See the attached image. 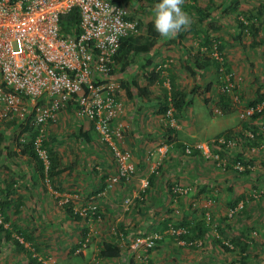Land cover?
I'll list each match as a JSON object with an SVG mask.
<instances>
[{
  "label": "rangeland",
  "instance_id": "obj_1",
  "mask_svg": "<svg viewBox=\"0 0 264 264\" xmlns=\"http://www.w3.org/2000/svg\"><path fill=\"white\" fill-rule=\"evenodd\" d=\"M201 2L202 7H206L204 4L207 2ZM188 4L189 2L185 0L183 8L193 20L192 24H197L199 22L197 18L200 17L199 12L195 8L190 9L187 6ZM212 5L216 4L212 3ZM125 7L129 16L137 21L136 30L131 33L139 36L142 42H146L150 34L149 23L154 22L152 11L154 7L147 0H126ZM200 27H203V25L201 24ZM200 32V34L196 35L199 37L198 43H202L200 39L204 36L202 29ZM211 36L213 39H217L221 38L222 35L212 31ZM185 39L189 41V44L197 42L192 32L187 34ZM172 42L170 44L178 43L177 39L172 40ZM157 44H159V39L156 46ZM193 46L196 47L197 43ZM248 46L249 44H245V46L244 44H229V49L224 48L222 50L224 61L226 62L225 66L226 68L228 67L227 71L232 73L237 81V89L234 94L240 95L238 102L235 103L233 100L232 103L231 100L232 107L228 113H225L219 105L220 95L224 92L218 81L220 66L217 68L216 63L219 64V62L214 58L212 44L211 50L206 49V52L216 62L215 65L209 66L204 71L199 70L196 74H192L188 70V66L185 68L178 66L177 53L165 59L164 57H159V54H155L157 53L156 51L154 53L151 51L143 52L136 56L132 55L131 64L128 65L127 69L134 68L136 62L141 60V58H144L145 64L150 60L149 64L152 65L150 67H158L164 62H170L166 66V69H168L161 71L163 82L155 85L148 102L144 105L147 111L155 109L152 114L157 112L151 128L161 129L162 122L167 121L165 117V121L162 120L160 122L159 114L163 116L164 114L159 113V100L161 101L168 91L171 92L172 88L168 87V84L173 81L171 72H169L170 68L174 72V79L178 88L192 93L198 87L199 92L202 91L203 96L209 99V103L206 104L203 97L195 93L193 95L191 114L187 113L186 116H181L183 121L188 122V126L194 123L193 115L198 119L196 123H198L200 129L201 126L204 127L207 124L208 127L200 131L199 137L205 139L202 141H211L212 139L205 138L206 135L212 136L214 132H220L225 129V126L222 125V120H227V123L232 125L233 128L245 126L246 123L249 124L252 118L241 119L240 111L238 110L249 106L248 101L255 98L259 90L264 87V84H262L264 82V44L260 48H248ZM193 51L195 52L194 49ZM124 66L121 65L118 70L124 72L122 69V67L125 69ZM137 71L141 75L140 68ZM114 74L112 79L117 89L118 99L121 101V98H125V104L123 103L124 113L126 105L130 106L133 104L132 108L134 109L136 105L137 107L143 106L145 98L140 102L136 95H133V92H138L137 89H134L132 93L131 91L128 92V97L124 93L120 95L121 90H125L124 86L127 80L115 79ZM140 79H136L137 84H139L138 81ZM208 83L211 84L210 90L206 88ZM258 84L261 87L258 88ZM32 118L30 111H27L25 119L13 116L0 122V199L4 197L2 191L4 183L15 181L16 195L14 201L18 205L17 207L20 206V212L11 218L12 225L18 224L22 228L32 231L39 242L40 249L35 250L32 245L25 242L24 246L27 251L25 249L18 250L12 239L9 241L3 238L0 245V264H38L37 261L35 262L34 259L30 258L28 250L34 251V256L38 259V262L43 264H91L95 262L94 258L97 256L96 252L97 249L99 250V243H102L105 238H121V240L123 238L124 250L127 251V255H132L131 257L127 256L124 264L125 262L126 264L127 262H129L128 264H263V261L259 262L260 253H258L261 249L264 251L263 245H260L259 241H256L253 237L246 236L250 243H248L249 247L246 250L248 252V255H245L247 258L244 259L241 258V247L233 249L234 245L231 243L233 239H229V237L224 240L230 244L231 249L227 251L220 245L206 242V240H202L203 243L200 245L188 244L184 240L179 239L178 234L172 233V227L183 229L182 223L185 220H198L199 216L203 219L199 212L198 214L197 212H192V214L188 212L193 210L190 205L192 191L179 198H176L172 191L174 184L188 186L187 181H184V179L172 178L174 182L169 186L171 191L169 199L173 197L175 202L169 201L168 203H161V205H159L158 200L159 194L153 195L149 193L150 197L147 196L145 204L142 207H138V205L133 206V201L140 193L135 196L129 191L126 197L129 196L131 202L127 205L126 199L128 198L123 196L120 198L119 194L116 193V189L108 191L102 188L97 190V186H105L106 179L110 175L109 169H113L115 161L108 146L100 142L98 133L91 128L89 123L81 122L85 121V119L79 117L74 108L69 110L68 107H65L61 110L58 118L47 127L46 136L44 137H50L48 140L54 138L53 149L60 159L59 167L62 171L49 180L46 175L41 176L36 160L24 153L25 144L31 139V134L22 132V129L24 128V123H30ZM142 119L146 121V117L142 118L140 116L139 120ZM212 121H215V123L212 127H209ZM32 124L35 128V124ZM166 126L169 130L175 128ZM175 129L179 130L178 128ZM123 130L124 134L128 133L125 126ZM156 130L159 131V129ZM173 134L175 135L174 131L171 136ZM87 137L89 138L87 139ZM153 142L155 144L153 146L154 149H158L162 144L159 138ZM154 149L146 152L148 157L151 156V159L158 154V151ZM226 150L225 156L230 158L234 154V148H227ZM153 151L155 152L154 156L151 154ZM180 159L183 160L180 165L185 166L182 169L185 178L187 176L186 166L188 159L185 151L181 154ZM108 161L110 164H108ZM217 168L219 167L217 166ZM160 174L161 171L158 176ZM142 177H144L145 182L150 181L148 176ZM141 184L140 187L142 189L143 186ZM118 186L116 188L121 190L120 186ZM116 196L117 199H115ZM178 201L181 203L179 204ZM92 205H96L97 210L100 212L96 215L89 214L86 217L81 215L82 218L75 217V213L79 214V210ZM70 207L73 208V213L75 212L72 217L69 216L68 212ZM194 213L196 214L191 218ZM236 215L233 217L228 216L227 218L233 219ZM12 225L9 226L10 229ZM126 227L128 228L126 229ZM248 234L250 235L251 232ZM254 234L256 233L254 232ZM12 236L24 242V239L19 237L17 232L13 231ZM155 236H160V238L157 239L156 245L150 251H144V255L139 256L142 251L132 250L131 245L134 242H144ZM86 238H90L88 246L84 249H79L81 242ZM209 247H212L214 252H218L210 259L208 258L209 255H204V252L209 250Z\"/></svg>",
  "mask_w": 264,
  "mask_h": 264
},
{
  "label": "built area",
  "instance_id": "obj_2",
  "mask_svg": "<svg viewBox=\"0 0 264 264\" xmlns=\"http://www.w3.org/2000/svg\"><path fill=\"white\" fill-rule=\"evenodd\" d=\"M73 8L80 14L78 29L70 36H63L61 17ZM136 27L137 21L129 16L125 4L114 0H0V122L13 116L25 119L30 111L31 123L38 130L34 144L46 170L50 160L42 143L47 127L61 110L71 107L79 117L94 125L100 139L114 155L116 172L107 179L106 190L129 182L136 174L133 154L123 147L124 126L118 121L124 113L123 103L118 99L112 79L121 41ZM219 48L220 42L215 41L213 55L220 64L222 90L231 94L236 103L239 100V94H234L237 81L228 73ZM262 106L243 109L241 117L252 116L257 110L261 111ZM174 113L175 109L169 108L166 118L170 126L178 128ZM247 134L251 139L255 137L253 131ZM223 145L234 147L237 142L225 137L214 138L187 145L185 153L189 155L195 148L200 149L224 170L231 166L240 172L252 168L249 163H233L223 157L217 151ZM158 151L165 152L161 147ZM153 163L152 171L159 174L161 162ZM148 185L146 181L144 188ZM172 191L179 198L189 194L192 187L174 184ZM126 201L129 205L131 199ZM241 208V205L230 208L229 215L233 217ZM96 210V205H92L81 209L80 213L94 215ZM171 229L173 234L183 231ZM158 238L160 236L136 241L131 245L132 250L142 251L139 255L142 256L156 245ZM89 239L81 242L80 249L88 246ZM202 243L201 240L192 244Z\"/></svg>",
  "mask_w": 264,
  "mask_h": 264
},
{
  "label": "crops",
  "instance_id": "obj_3",
  "mask_svg": "<svg viewBox=\"0 0 264 264\" xmlns=\"http://www.w3.org/2000/svg\"><path fill=\"white\" fill-rule=\"evenodd\" d=\"M187 1L189 2L187 6L190 7V9L194 8V6H200V8H203L205 12H210V15L204 18V21L202 22H200L199 19V22L197 24L191 23L186 28V30L179 32L174 38L165 39L160 36L159 44L154 47V51L152 50V53L156 51L157 53L155 54H159V57H164V59L167 57H171L172 55L177 53L178 66L181 68H185L186 66H189L191 65V63H193L190 57L194 53L200 51L203 52L205 56L207 55L206 49H208L210 45L209 39H213L211 36L212 31L218 32L220 35H222L221 38L218 39L221 40L222 44H224L225 48L227 49H229V44H244V46L245 44H249L248 48H260L261 46L263 47L264 0ZM201 1L207 2L204 4L206 5V7H202ZM212 3H215L216 5H212ZM232 3L233 6L231 7L230 5H232ZM251 23L254 24L253 26H255V31H253V33L250 32L249 28ZM201 24L203 25V27H200ZM210 24H213V27H211V29H209ZM201 29L204 32V36L200 39L202 40V43H198L199 37L196 35L201 33ZM190 32H192V35L195 36L197 42L189 44V41L185 39L186 35ZM176 39L178 42L177 44H170L173 43L172 40ZM195 43H197L196 47L193 46ZM193 49L195 50V52L193 51ZM132 55L136 56L137 53H130L127 57H120L115 63V79H119L121 81H123L124 79L127 80L126 85H123L125 90H121L120 94L122 95L124 93L126 97H128L129 90L131 91V93L132 91H134V89L138 90L137 87L138 85L142 84L143 79H140L138 81V85H135V83L133 84V82H135L138 78H142V75L146 70V64L143 61L144 58H141V60L136 62L134 68L127 69L128 65L131 64L133 57ZM136 59L137 57L135 58V61ZM119 65H126L125 69L122 67L124 72L118 70V67H120ZM138 68H140L141 70V75L138 74ZM169 72H171V76L173 77L174 72L173 70H171V68L169 69ZM262 84H264V82H262ZM154 87L155 85L152 86L151 90H153ZM168 87L171 88L170 83L168 84ZM259 87H261L260 84H258V88ZM187 94H190L191 96L192 93L188 92ZM133 95H136L137 99L140 102L141 100H144L139 96L138 92H133ZM124 100V97L121 98V102L123 101L122 103H124ZM144 102L145 103L143 104V106L137 107L136 105V108L134 109L132 108L133 104H131L130 100L131 105H126L125 113H123V116L118 119V121L123 126H125L126 131H128V133L125 134L123 147L124 149L132 152L133 160L136 164V174L134 175V177L127 183L118 184L121 190L115 188L116 193L119 194V197H126L129 191L136 196V194L142 192L144 188L145 179L142 176H148V178L150 179V176L155 175L157 177L154 179V184H152L148 188V192L153 195L159 194V205L165 202L168 203L169 201L175 202V200H173V197L169 199L171 193L169 186L174 182L172 178L175 177V179H184V181H187L188 186L192 187L190 205L193 210H189L188 212H190L191 214L192 212H197V214L199 212V214L203 218L201 219V217L199 216L200 218L198 217V220L195 219L193 221V219H189V221H193V224L198 221L203 222L206 231L203 240L216 245V238H220L222 241H224L227 237H229V239H233L231 241L234 245L233 249H236L242 247V244L246 242L250 243V241L246 237L248 236L250 238L253 237L256 241H259V244H262L264 248V142L262 140L253 141L245 136L248 135L247 133L250 131L248 129V125L233 128L232 125L227 123V120H222V125L225 126V129L221 130L220 132H214L212 136L206 135L205 138L213 139L218 135H223L225 133L240 135L239 141L237 140V146L232 147L234 148V155L242 157L252 165V168H249L248 170H245L243 172H239L232 168H229L228 170L217 168L214 160L209 158L207 159L196 150L192 154L187 155V176L184 178V172L182 171V169H184L185 166L180 165V163L183 161L180 159L181 154L184 152L183 146L184 144L186 145V143L194 145L198 142H204L202 140L205 139H202L199 136L201 129H205L208 127L207 124L204 125V127L201 126L200 129L198 123H196L198 119L195 118L194 115V123L190 126L187 125V121H183V119L180 118V120L178 121V125L180 124L178 127L179 130L175 131V135L173 134L171 138V132L166 126L168 125L170 127L169 120L167 118V121H165V117L163 118L162 114H159L160 122H162V120L165 122H162L161 129L151 128L153 127V122L156 119L155 115L157 112L152 114V111L155 112V109L149 111L146 110V107L144 105H146V102H148V98L145 99ZM202 103L204 104L203 101ZM261 104L263 105V108L264 101ZM191 107L193 106H189V109L186 110L189 115L192 112ZM68 108L70 110L71 107ZM64 113L66 112L64 111ZM141 113L142 115H140ZM140 116H142V118L146 117V121H144L143 119L139 120ZM83 121L81 122L86 124L89 123V125H91V123L87 120H85L84 122ZM214 123L215 121H212L209 127H212ZM255 123H258V121H256ZM261 123H264V118L263 121L259 122L258 124L261 125ZM156 129H159V131H157ZM261 131H263L264 133L263 129ZM158 138L162 143H160L161 146H159V148H163L165 151L164 153L159 152V148H153V146L155 145L153 141H156ZM181 146L183 147V149ZM150 149L158 151L157 156H155V158L152 157V159L153 161L161 162L160 176L152 171L154 163L151 159V156L148 157V155L146 154V152L150 151ZM151 154H153L152 156H154L155 152L153 151ZM108 164H110L109 161ZM112 170L113 172L116 171V162L115 166L113 165V169H109L110 174L113 173ZM140 184L141 186H143L142 189L140 187ZM97 187V190L105 188L104 185ZM126 198H129V196H127ZM115 199H117V196L115 197ZM178 202L179 204L181 203L180 201ZM136 203H138L137 197L134 198L133 206H135ZM234 205H241L242 210L238 215H236L235 218L229 219L227 218L229 216V210ZM195 214L196 213L191 215V218ZM127 228L128 227H126V229ZM253 231L256 234H254ZM250 232L251 234L249 235L248 233ZM112 239L113 238H105L104 240H102L108 241ZM116 240L118 243L120 242L119 244L121 246L122 255L117 258L101 257L99 255L101 243H99V250L97 249V256H95V258L97 257L101 260L100 264H124V260L126 261L127 256H132L127 255V251L124 250L122 244L123 238L122 240L121 238H119V241L118 239ZM215 253L218 252H214L212 247H209V250L204 252V255H209L208 258L210 259L213 255L215 256ZM245 253L248 252L246 251ZM258 253H260L259 262L263 261L264 264V251H262L261 249ZM128 263L129 262H127V264Z\"/></svg>",
  "mask_w": 264,
  "mask_h": 264
},
{
  "label": "trees",
  "instance_id": "obj_4",
  "mask_svg": "<svg viewBox=\"0 0 264 264\" xmlns=\"http://www.w3.org/2000/svg\"><path fill=\"white\" fill-rule=\"evenodd\" d=\"M114 1L119 2V3H123V4L126 3V0H114ZM147 1L152 5V7H155V5L160 2V0H147ZM230 6L232 7L233 5H230ZM194 8L199 12L200 17L198 18V20L200 19V22L204 21V18H206L210 15L209 14L210 12H205L203 10V8H200V6L199 7L194 6ZM79 22H80V14H79V10L77 8H73L68 13H65L64 15H62L61 20H60L61 34L63 36H70L72 31H75L78 29ZM253 25L254 24L251 23L249 26L251 33H253V31H255V26H253ZM211 27H213V24L209 25V29H211ZM149 31H150L149 32L150 33L149 38L146 40V42H142L141 38L139 36H135L131 32L126 37H124L121 41V46H120L119 52L116 56V61L120 57L129 56L130 53L140 54L143 52H151L154 49V47L156 46V43H157L160 35L157 33V31L154 27V22L149 23ZM213 41H219L220 42V48L219 49L224 50L225 46H224V44H222L221 40L218 38L217 39H211V38L209 39L210 45H209L208 49L211 50V44L213 45ZM190 58L192 59L193 63H191V65L188 66V70H190V72L192 74H196L197 71H199V70L204 71L207 68H209V66L215 65V63H216V62H214V60L212 59L211 56H208V55L205 56V54H203V52H200V51L191 55ZM149 61L150 60H148L146 66H145L146 70L144 71L142 78H141V79H143L142 84L138 85L136 81L134 82L135 85L136 84L138 85L137 88H138L139 96L141 98H145V99L149 98L150 95L152 94V90H151L152 86L163 82L161 71H163V69H166V64H167V62H164V64H160V65H158V67H156V66L150 67L152 65L149 64ZM216 65H217V68H219L220 64L216 63ZM124 67H126V65ZM172 78H173V81H172V83H170L171 88H172L171 92L168 91V93H166L165 96H163L161 101H160L159 113H163L164 114L163 117H166V113H167L168 109L171 107H173L175 109L174 116L178 121L180 120L182 114H183V116H186L187 115L186 110H188L189 106L192 105V103H193V97L192 96L195 93L200 94V96L203 97V100L206 104L209 103V99L203 96L204 94L202 93V91L199 92L198 87L193 90V92L190 96V94H187L188 92L178 88V86L175 83L174 75ZM218 81L221 85L223 84V81L220 78V76H219ZM206 88L208 90H210L211 84L208 83V86ZM263 90H264L263 88L261 90H259V92L255 96V98L250 99L248 101L249 106L243 107L242 109L238 110V111H240V114H239L240 117H241V112L243 109H245L247 107H251V106L256 107L264 101V91ZM128 92H130V90ZM169 93H170V97H169ZM239 97H240V95H239ZM220 99L221 100H220L219 105H220L221 109L225 113H228L232 107L231 100L233 103L232 95L225 92V93L220 95ZM263 108L261 111L257 110L255 112V114L248 117V118H252L251 119L252 121L249 124L246 123V125H245V126L248 125V127H249L248 129L255 133V137L253 139H251L253 141H259V140L261 141L262 140L264 142V133H263V131H261L262 129L264 130V123H261V125L258 124L259 122H262L263 118H264V109ZM248 118H242L241 117V119H244V120H246ZM256 121H258V123H255ZM23 127L24 128L22 129L23 130L22 132H28L29 134H31V139L28 140L25 144L24 153L28 154L32 159L36 160L38 171L41 174V176L46 175L48 178L51 177L50 179L56 177V175H58L62 170L59 167L60 166V159L58 158V155H56V153L53 149L54 138L51 140H48V138L50 139V137L45 138V140L42 143V146L47 149L48 154L50 156V166H49L48 170H46L44 160L40 157L39 153L36 150L35 144H34V140L37 137L38 130L36 128H34V126L31 122L30 123H28V122L24 123ZM91 128L96 133H98L93 124L91 125ZM169 131H171V134H172L173 131L175 132L177 130L175 128H171ZM82 136L85 137L84 135H82ZM98 136H99V134H98ZM239 136L240 135L225 133L223 135H218L215 138L217 139L220 137H225L226 139H235L236 142L238 143ZM170 137L172 138L171 135H170ZM88 138L89 137H87V139ZM243 138H245V137H243ZM99 140L102 144L106 145L100 139V136H99ZM187 145H190V144L189 143H186V145L184 144V146H183L184 150L183 151H185V148ZM191 145H193V144H191ZM183 147H182V149H183ZM227 148H228L227 146L223 145L222 149L221 150L218 149L217 151L222 156L226 157L225 152H227V150H226ZM229 148H232V147H229ZM109 150L112 153L111 149H109ZM196 150L200 154H202L204 157H206L200 149L195 148L193 150V152ZM112 155H113V153H112ZM113 158H114V155H113ZM206 158L208 159V157H206ZM226 158H228L230 160V162H233V163H235L236 161H242L244 163H248L242 157L236 156L234 154L230 158L228 156ZM209 159L214 160L213 158H209ZM215 164H216V162H215ZM230 168L234 169L233 167H230ZM248 169H246V170H248ZM234 170H236V169H234ZM150 177H151L150 178V184L152 185V184H154V179L157 176L152 175ZM14 184H15V181H11V182L7 181L6 183H4V185L2 187L4 197L0 199V217H1L0 218V245L2 243L3 238H6L9 241H11V239H12L15 247L18 250H24L25 249V251H27L25 246H24L25 242H28L30 245H32L34 247L33 249L39 250L40 249L39 242H38L36 236L33 235L32 231L26 230V228H22L18 224L12 225L11 218L20 212V206L17 207L18 205L15 204V201H14L15 195H16V190L14 188ZM150 184L147 187L143 188L142 192H140V194L137 196L138 203H136V205H138V207H142V205H144L145 200H146L147 196L149 195V192H148L149 189L148 188L151 186ZM181 197H183V196H181ZM68 212H69L70 217L74 216L75 212L73 213L72 207L69 208ZM99 212L100 211L97 210V213H99ZM75 214H76V216H75L76 218H82V216L80 214H78V213H75ZM236 214H234V216ZM229 217H231V216L229 215ZM185 218H187V217H185ZM6 225H8V226H6ZM11 225H12V228L10 229L9 226H11ZM182 226H183V231L178 234L179 239L184 240L185 243H188V244H192L196 241L203 240L205 233H206L203 222L198 221L195 224H193V221H189V220L186 221L185 220V222L182 223ZM13 231L17 232L19 237H22L24 239V242H21L18 238H13V236H12ZM116 239H118V238H116ZM116 239L103 241L101 243V245H100L101 248L99 251V255L101 257H103V258H117V257H120L122 255L121 246L119 244L120 242L118 243ZM118 241H119V239H118ZM215 241L223 249H225L227 251L231 249L230 244L228 242L222 241L220 238H216ZM231 243L233 244V242H231ZM248 247L249 246H248L247 242L242 244V247H241L242 256H241V258H244V259L247 258L245 256L247 253H245V252H246ZM80 248H81V245H80L79 249ZM28 252L30 253L29 254L30 258L34 259L35 262L37 261L38 264H43L42 262H38V259L34 256V251L28 250ZM100 263H101V260L96 257L95 262L91 263V264H100Z\"/></svg>",
  "mask_w": 264,
  "mask_h": 264
},
{
  "label": "clouds",
  "instance_id": "obj_5",
  "mask_svg": "<svg viewBox=\"0 0 264 264\" xmlns=\"http://www.w3.org/2000/svg\"><path fill=\"white\" fill-rule=\"evenodd\" d=\"M184 3H185V0H160V2L157 3L155 7L152 9L153 14H154V27L157 33L163 38L165 39L174 38L179 32L186 30V28L192 23V19L189 13L186 12L183 8ZM214 42L215 41H213V44ZM246 136L251 140V138L248 135ZM115 172H113L112 174H114ZM112 174H110L109 177ZM107 179H106L105 188H104L105 190L107 186ZM122 183H125V182H122ZM149 184H150V181H149ZM114 189H110V190H114ZM79 214L82 215L80 213V210H79ZM89 214H92V213L89 212ZM96 214H97V210H96Z\"/></svg>",
  "mask_w": 264,
  "mask_h": 264
}]
</instances>
